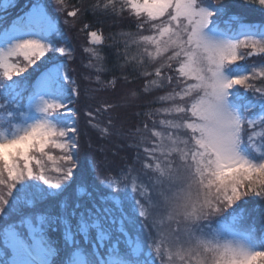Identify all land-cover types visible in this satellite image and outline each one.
<instances>
[{"label":"snow or ice","instance_id":"1","mask_svg":"<svg viewBox=\"0 0 264 264\" xmlns=\"http://www.w3.org/2000/svg\"><path fill=\"white\" fill-rule=\"evenodd\" d=\"M241 4L264 10V0H95L67 11L136 18L138 34L107 37L111 66L102 29H80L94 73L83 81L115 88L102 74L128 80L130 69L143 93L170 89L154 101L166 106L134 113L144 119L133 128L127 94L91 106L102 89L81 88L73 48L43 4L7 27L0 16V264H264V207H246L264 201V59L247 63L264 58V23L230 14ZM80 116L106 143L82 152ZM91 153L103 178L79 169ZM252 212L259 228L244 222Z\"/></svg>","mask_w":264,"mask_h":264},{"label":"trees","instance_id":"2","mask_svg":"<svg viewBox=\"0 0 264 264\" xmlns=\"http://www.w3.org/2000/svg\"><path fill=\"white\" fill-rule=\"evenodd\" d=\"M9 4L14 3V7L10 6L7 9H4L3 4L5 3V0H0V16L6 17V19L3 21V26L7 27L10 25L11 21H13L16 17L23 15L25 12H27L30 8V6L33 3H41L45 6L46 11L48 14L57 22L58 27L61 29L63 33V37L67 40L68 43L71 44L73 48V56H74V62L68 63L69 70L76 69V72L73 73L74 76L78 77V82L81 84V88L83 89V75H94L89 69L85 68L84 65L87 63V60L89 58H85V55H88L84 52V48L90 47L89 44V38L87 35V31H81L80 29L83 27L84 24H89L91 27L90 30H96L97 28H101L103 35L105 36V46L102 48L103 54L107 57V63L109 66H111L112 62L114 61V56L112 55L113 49L107 47L108 44H111L112 41L108 40L107 37L110 34H116L120 32H129L133 35L138 34V30L136 28L137 20L134 16H131L129 13L125 12L121 16H113V15H93L91 11H84L82 14L78 15L77 18H72L67 16V11H71L73 6L80 7L81 9L88 7L89 5L95 3V0H65V4L67 5V8L64 11H58L57 5L54 3V0H7ZM227 2V0H225ZM236 13L242 16L244 23L248 24H260L264 23V10H261L258 5L255 4H249V5H243L239 7H233L230 9V14ZM68 20L69 23L66 25L64 23L65 20ZM227 19V17H225ZM74 25V26H73ZM235 27V25H234ZM144 34H148L145 32ZM60 39V38H56ZM116 39L123 41V37L117 36ZM59 46V44L57 45ZM122 46V43H121ZM131 53H135L136 49L135 47L130 49ZM59 55L58 53L56 54ZM264 58L261 57H252L249 58L247 63H259ZM241 64L244 62L241 61ZM150 68V65L148 66V70ZM124 75L128 76V80L123 79V75L121 73V70H114L105 72L102 74V79L104 81L111 80L113 76L117 77L116 85H115V91L117 93L116 96L111 97L115 102L123 104L122 96L125 94L130 95L132 91L137 92L136 97H129L127 107H123V112L127 113L128 120L133 119V115L136 112H145L149 111L150 109H156L159 107V102H154L155 98L161 95H164L166 91H169L170 89H159V90H153L150 93H143V85L145 83V78L142 76H138L136 73L132 72L130 69H127L124 71ZM81 79L83 82H81ZM84 84L89 86L87 82L85 81ZM100 87L102 90H105L107 88H104L103 86H98L94 83L89 88H98ZM242 91V89H241ZM99 92L96 91L94 93H91L92 96H94V99L97 100L99 97ZM113 93V92H112ZM110 94V93H109ZM104 97V96H101ZM102 99V98H101ZM110 98H106L105 101L108 103H114ZM79 106V105H78ZM164 106V105H163ZM96 107V106H94ZM136 117V116H135ZM136 123L132 122L125 125L126 128H133L137 126L140 122V120L144 119L143 117L135 118ZM101 126H104L106 123V117H99L98 121ZM149 126L151 127V120L148 121ZM79 124L80 128L83 132L86 133L81 138V149L82 152L89 151L87 148V145L89 142L93 143V145H99L100 141H104L100 138V135L94 131L95 129H92L89 125H87V119L84 116H80L79 118ZM134 150H128L125 149L124 151H121L120 156H126L129 159V162L131 161L132 155ZM58 154V153H56ZM89 159H91L92 163L97 164L96 171H93L92 163L89 162ZM111 159V157H110ZM101 158L96 157V153H91L89 158H82L79 163V169H83L86 171L87 175L90 178L99 176L100 178H103V168L100 166ZM122 161L119 160L117 157V160L115 161L117 169L122 165ZM137 168H139V165H136ZM78 169V170H79ZM79 177L77 176V179ZM96 183H99V180H96ZM249 203L246 205L247 208L251 209L253 207H264V201L260 200L256 197H249L247 198ZM255 220L257 228H259V221H260V213L258 212H252L251 216L247 217V219L244 221L246 224L253 223ZM0 248H2V241H0Z\"/></svg>","mask_w":264,"mask_h":264},{"label":"rangeland","instance_id":"3","mask_svg":"<svg viewBox=\"0 0 264 264\" xmlns=\"http://www.w3.org/2000/svg\"><path fill=\"white\" fill-rule=\"evenodd\" d=\"M88 47H89V46H88ZM85 58H89L88 55H85ZM87 61H88V60H87ZM255 63H257V62H255ZM151 67H152V66L150 65L149 70H151ZM81 82H83L82 79H81ZM84 82H85V81H84ZM84 82H83V88H85V87H88V88H89V87L92 85V84H89V83L87 82V84L89 85V86H87L86 84H84ZM92 89H93V88H92ZM115 89H116V88L108 87V88L105 89V90H100L98 99H97V100L93 99V100L89 101V103L91 104V106H92L93 108H95L94 106H97L99 103L105 101L106 98H110V99H112L111 97H114V96L117 95ZM112 92H113V93H112ZM109 93H110V94H109ZM127 95H128V94H127ZM101 96H104V97H101ZM128 96L130 97V95H128ZM101 98H102V99H101ZM112 101H113L114 103H117V102H115L113 99H112ZM164 106H166V105H164ZM160 107H163V105H162L161 103H159V107H158V108H160ZM126 108H128V107L126 106ZM152 110H154V109L152 108ZM121 111H123V107L121 108ZM135 118H136L135 115H133V119L128 120L129 123H131V126H132V122H135V123H136V119H135ZM160 118H161V117H159V116H155V117H154V119H156L157 121H158ZM131 126H130V127H131ZM157 126H158V125H157ZM130 127H129V128H130ZM94 132L98 133L97 131H94ZM98 134H99V133H98ZM104 143H106V141H100V144H104ZM54 154H56V152H54ZM96 157L101 158V156H100L99 154H97V153H96ZM116 160H117V158H116ZM0 250H2V248H0Z\"/></svg>","mask_w":264,"mask_h":264}]
</instances>
